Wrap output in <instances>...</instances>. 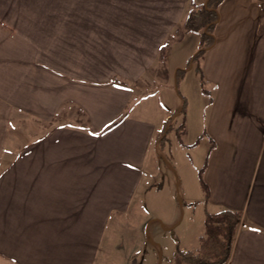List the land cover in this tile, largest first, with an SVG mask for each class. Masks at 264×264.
I'll return each instance as SVG.
<instances>
[{
	"label": "crops",
	"instance_id": "obj_1",
	"mask_svg": "<svg viewBox=\"0 0 264 264\" xmlns=\"http://www.w3.org/2000/svg\"><path fill=\"white\" fill-rule=\"evenodd\" d=\"M205 1L0 0V264H137L106 230L139 192L161 191L149 179L162 129L185 112L203 157L180 194L240 214L225 264H264V0H221L202 76L190 66L177 92L178 63L153 74L161 45ZM153 77H164L155 97ZM66 108L87 125L57 119Z\"/></svg>",
	"mask_w": 264,
	"mask_h": 264
},
{
	"label": "rangeland",
	"instance_id": "obj_2",
	"mask_svg": "<svg viewBox=\"0 0 264 264\" xmlns=\"http://www.w3.org/2000/svg\"><path fill=\"white\" fill-rule=\"evenodd\" d=\"M193 4L197 3H192L190 11ZM199 46V32L181 27V30L173 35V40L166 51V55L167 52L173 53L172 58L169 59L168 63L166 61L164 66L158 68L157 73L154 71L153 74L159 76L162 72L167 71L166 66L172 68L177 63L181 68L197 66L200 57L195 59L192 64L191 59ZM186 72H183V75ZM194 77H200V75L194 74ZM162 78L164 77H153L154 84L146 85L150 86L152 90L147 92L145 89L148 88L143 85H140V89H144L145 94L151 92L152 96L155 97L160 91L157 88L158 85L155 88L156 81L162 80ZM182 105L184 106L183 103ZM161 106H163L162 101ZM185 113L178 117L174 114L171 115L170 121L164 126L168 128V135L158 145L160 157L158 158V165L149 179V184L156 187L160 185L161 191L157 192L156 195L154 192H151L150 195L145 194V191L139 192L135 206L128 211L129 217H121L117 224L110 222L106 230L119 246L127 245L132 250H136L134 258H137V264H174L173 254L176 246L186 250L196 249L199 246L200 237L204 233L205 211L202 210L200 204L196 205L198 201L189 203L180 194L183 183L188 177L186 170L192 167L191 163L194 160L197 162L203 157L200 155L197 158L200 152L199 147H201V142L198 147L200 137H194L192 130L187 131L188 124ZM57 119L82 126L87 125L85 117L79 110L68 111L67 108L61 110L57 114ZM27 121L30 120L25 118L23 124ZM202 154L205 153L202 152ZM194 171L196 172V170ZM154 218H158V221L156 222ZM172 220H176L175 222L178 224L170 230H162L161 224ZM150 221L153 226L149 228V233H146V229L143 231L142 225ZM153 222L155 223L153 224ZM154 227L156 231H154ZM145 237L152 239L158 246H153L150 242L142 243Z\"/></svg>",
	"mask_w": 264,
	"mask_h": 264
},
{
	"label": "trees",
	"instance_id": "obj_3",
	"mask_svg": "<svg viewBox=\"0 0 264 264\" xmlns=\"http://www.w3.org/2000/svg\"><path fill=\"white\" fill-rule=\"evenodd\" d=\"M221 0H206L201 4H193L191 11L184 19L183 25L178 26L173 34H170L165 42L161 45L159 58L164 66L166 61V51L173 40V35L181 30V27L187 30H195L199 32L200 46L193 54L192 62L199 58L207 49L215 43L214 27L219 19L218 5ZM185 68H177L174 76V86L178 92V84L182 78ZM195 70L202 76L201 69L196 66ZM204 93L208 91L203 89ZM184 106L182 111H185L186 101L180 95ZM125 112L118 115L107 126L102 128L97 133H103L115 127L124 117ZM168 128L162 129L161 137L166 138ZM240 220V214L230 209H222L219 212L210 214L205 210L204 218V233L200 237L199 246L196 249H181L176 246L173 254L174 264H225L228 260L237 229V224Z\"/></svg>",
	"mask_w": 264,
	"mask_h": 264
}]
</instances>
